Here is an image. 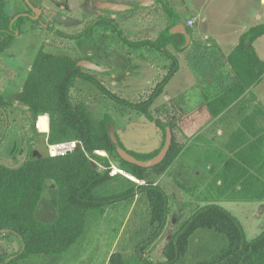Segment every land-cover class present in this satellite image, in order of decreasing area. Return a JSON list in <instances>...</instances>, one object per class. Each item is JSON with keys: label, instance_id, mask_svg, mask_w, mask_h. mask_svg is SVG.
Segmentation results:
<instances>
[{"label": "trees", "instance_id": "trees-1", "mask_svg": "<svg viewBox=\"0 0 264 264\" xmlns=\"http://www.w3.org/2000/svg\"><path fill=\"white\" fill-rule=\"evenodd\" d=\"M6 1L0 0V53L20 34V29L29 18V13L25 11L14 15L6 13ZM160 2L165 26L154 36H126L118 23L107 16H98L76 34H60L62 31H58L64 37L77 39L90 37L95 26L110 23L129 47L164 54L171 65L143 102L132 103L119 97L106 88L100 78L83 70L77 60L40 47L21 86L18 100L33 115V128L39 138L35 121L39 115L46 114L49 118L48 143L76 140L81 143V148L56 157L33 155L31 152L14 167L0 163V239L13 237L20 243V249L15 254L0 253V264H27V258L31 256L51 257L66 253L82 235L88 212L125 201L130 208L136 200L145 199L148 225L154 230L135 247L137 256L141 258L143 251L164 230L168 216V196L162 187L154 183L155 179L166 173L188 141L210 120L262 81L264 61L253 48L246 47V40L251 43L264 34V24L252 26L230 51L227 56L230 70L221 69L217 76L210 75V80H202L199 85L191 86L150 110L155 99L178 72L177 54L187 44L183 33L172 32L179 24V13L170 1ZM193 26L191 24L186 28L188 34H191ZM80 81L91 83L109 99L145 115L162 134L159 146L140 153L127 150L117 136L116 142L112 141L110 126L114 123L113 117L105 114L102 119L95 118L86 103L76 100L74 87ZM7 105L0 94L3 129ZM260 133L255 117L250 114L231 133L227 149L233 152V156L223 163L219 185L221 192L231 191L245 196L243 198L264 199L263 137ZM168 134V149L154 165H137L122 158L118 152L122 149L138 161H149L161 152ZM96 151L105 152L117 168L143 183L120 175L122 173L111 175L110 166L105 171L100 170V164L92 158ZM46 182L56 187V194L51 200L56 217L49 223L36 218ZM111 183L116 184L112 190ZM237 185H240L238 190L235 189ZM254 190L257 193L255 197L252 195ZM200 228L224 234L228 245L213 259L196 264H264V229L252 239H247L238 218L215 203L198 207L173 233L163 249L165 262L161 264H175L185 254L189 238ZM106 264L128 263L122 252L115 251L108 256Z\"/></svg>", "mask_w": 264, "mask_h": 264}, {"label": "rangeland", "instance_id": "rangeland-1", "mask_svg": "<svg viewBox=\"0 0 264 264\" xmlns=\"http://www.w3.org/2000/svg\"><path fill=\"white\" fill-rule=\"evenodd\" d=\"M29 1L32 7L26 0H7L5 6L9 15L20 11L29 13L20 34L0 53V94L8 104L6 120L10 126L7 139L1 140L0 163L10 167H14L16 161L26 154V140L33 145H39L41 140L33 128V115L17 99L40 47L77 60L83 70L100 78L106 88L132 103L143 102L171 65V61L160 52L129 47L110 23L95 26L90 37L70 39L60 35L63 32L76 34L98 16H107L118 23L126 36H154L165 26L160 0ZM168 1L177 4V0ZM29 8L32 10L29 11ZM190 22L194 25V19H188L187 24H182L183 28H189ZM196 39L194 37L193 44L189 39V43L177 54L179 70L150 110L182 94L189 87L199 85L202 80H210V75L217 76L224 66L221 58L207 57L205 44ZM261 53L264 60V48ZM74 89L76 100L86 103L95 118L102 119L105 114L113 117L114 123L110 126L112 140L116 142L117 136L127 150L140 153L159 146L162 134L145 115L109 99L89 82L80 81ZM248 114L255 117L261 130L264 155V76L259 84L248 89L227 110L196 133L166 173L155 179L154 183L162 187L168 196V216L164 230L143 251L141 258L137 256L135 247L154 230L148 225L145 199L136 200L130 208L125 201L88 212L84 231L68 252L51 257L31 256L27 258V264H106L108 256L115 251L122 252L128 264H161L165 262L163 249L173 233L198 207L214 203L238 218L247 239L257 236L264 229V199L243 198L245 196L231 191L224 193L219 186L223 163L233 156L226 144L231 133L240 127L241 120ZM16 120H23L28 138L20 137L12 130ZM2 130L1 124L0 134ZM80 148L81 143L76 151ZM4 150L6 152L1 154ZM92 158L100 164V170L117 165L102 151L93 153ZM124 173L120 175L126 176ZM256 176L262 180L257 173ZM114 184L111 183V190ZM235 189H240V185ZM256 190L252 193L253 197L257 194ZM55 194V185L48 182L36 210L39 221L49 223L56 217L51 203ZM227 245L224 234L200 228L189 238L185 254L175 264L211 260ZM19 249L17 239H0V253L13 255Z\"/></svg>", "mask_w": 264, "mask_h": 264}, {"label": "crops", "instance_id": "crops-1", "mask_svg": "<svg viewBox=\"0 0 264 264\" xmlns=\"http://www.w3.org/2000/svg\"><path fill=\"white\" fill-rule=\"evenodd\" d=\"M171 3L180 15L178 26H181L182 29V24H187L188 19H194L195 26L191 28V34H189L190 43L193 44L194 37H197L196 40L205 44L206 48L204 52L207 53V57H212L211 59L221 58L224 65L221 71L230 70L227 56L233 47L238 44L242 35L252 26L264 24V0H177V4H174L173 1ZM246 47L253 48L258 57L263 60L261 49L264 48V34L251 43L246 40ZM1 124L2 121L0 118V126ZM8 128L10 126L6 120V125L1 132L0 140L5 141L4 139H7ZM12 130L20 137L26 136L28 138V135H25V130L23 129V120H16L12 126ZM37 133L41 137L39 145H33L31 141L26 140V147L24 148L26 154L19 158L21 159L20 161H16V165L23 162L31 152L33 155L38 154L36 150L41 146L42 140L45 142V136L41 132ZM2 144L1 141L0 148ZM5 152L4 150L1 154Z\"/></svg>", "mask_w": 264, "mask_h": 264}, {"label": "built area", "instance_id": "built-area-1", "mask_svg": "<svg viewBox=\"0 0 264 264\" xmlns=\"http://www.w3.org/2000/svg\"><path fill=\"white\" fill-rule=\"evenodd\" d=\"M192 23L190 22V25ZM35 128L39 132L43 133L45 136V144H46V151L47 155L50 157H56V156H61L65 155L68 153H73L76 151L77 147L80 145V143L76 140L72 141H62L58 143H48V131H49V118L48 115H39L35 121ZM97 152V151H96ZM95 152V153H96ZM104 155L105 152H104ZM116 173H124L122 170L115 166H111V175L116 174Z\"/></svg>", "mask_w": 264, "mask_h": 264}, {"label": "water", "instance_id": "water-1", "mask_svg": "<svg viewBox=\"0 0 264 264\" xmlns=\"http://www.w3.org/2000/svg\"><path fill=\"white\" fill-rule=\"evenodd\" d=\"M27 4L32 7L31 3L29 0H26ZM172 32H180V33H183L186 37V43L189 42V34L186 32V30L181 26H176L175 28L172 29ZM43 139V138H42ZM45 139V137H44ZM112 140V138H111ZM114 141V140H112ZM115 142V141H114ZM41 146L37 148V152L39 155H43V156H47V151H46V146H45V142L42 140L41 142ZM170 144V135L168 134L167 137H166V142H165V146L163 147V149L161 150V152L153 159L149 160V161H146V162H142V161H138L136 160L134 157H132L131 155H129L127 152H125L124 150L122 149H118V152L119 154L121 155L122 158H124L125 160L127 161H130L132 163H135L137 165H140V166H144V167H147V166H151V165H154L156 164L157 162H159L165 155L167 149H168V146Z\"/></svg>", "mask_w": 264, "mask_h": 264}, {"label": "bare ground", "instance_id": "bare-ground-1", "mask_svg": "<svg viewBox=\"0 0 264 264\" xmlns=\"http://www.w3.org/2000/svg\"><path fill=\"white\" fill-rule=\"evenodd\" d=\"M126 176H128L129 178H131V179H135V178H133L131 175H128L127 173H124Z\"/></svg>", "mask_w": 264, "mask_h": 264}]
</instances>
